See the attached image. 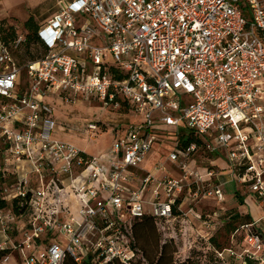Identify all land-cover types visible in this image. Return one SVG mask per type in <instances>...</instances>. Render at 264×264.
<instances>
[{"label": "built area", "instance_id": "1", "mask_svg": "<svg viewBox=\"0 0 264 264\" xmlns=\"http://www.w3.org/2000/svg\"><path fill=\"white\" fill-rule=\"evenodd\" d=\"M53 2L38 29L40 57L21 61L24 35L0 41V224L7 233L25 222L22 240L1 251H17L23 264H134L132 224L146 216L191 215L208 241L217 214L203 218L188 206L221 204L224 193L217 170L189 167L197 153L223 155L264 210V156L254 159L264 154V0ZM48 94L125 104L143 120L104 156L90 157L52 138ZM161 125L174 128L166 161L177 176L164 163L143 167ZM182 129L203 143L181 147ZM53 186L78 198L76 216L52 203ZM260 222L264 215L241 228L240 252L230 246L217 258L264 264Z\"/></svg>", "mask_w": 264, "mask_h": 264}, {"label": "rangeland", "instance_id": "2", "mask_svg": "<svg viewBox=\"0 0 264 264\" xmlns=\"http://www.w3.org/2000/svg\"><path fill=\"white\" fill-rule=\"evenodd\" d=\"M54 11L55 5L52 0H0V28L3 30L12 28L16 34L25 35L27 31L24 29L23 24L29 17H32L37 25H40ZM36 47L32 46L30 48L29 55L26 48L23 47L21 61L30 60L31 56L34 58L40 57L42 50L39 46ZM70 99V101H65L60 96L53 94H48L44 98L45 103L52 109V117L56 124L52 132V138L69 143L90 157L104 156L114 142L125 136L126 130L131 125L138 124L143 120L141 114L130 111L123 104L116 108L82 96H70ZM90 124L97 127V133L94 135L87 131ZM159 127L163 132L158 133L159 141L154 145L151 154L156 157V162L164 163L169 170L171 166L166 160L169 153L174 149V128L163 125ZM195 156L196 159L201 161L190 162L189 167L196 170L200 175L205 174L207 167L216 168L218 171L229 170L228 163L223 155L206 159L204 158L207 156L205 154L197 153ZM262 156L264 154L258 153L254 159L256 160ZM223 193V203L221 204H217L215 201H201L194 206H188V208L193 207L195 212L204 216H214V213L219 212L218 210H225L219 220L223 226L219 229L212 243L217 248H228L232 246L233 242H236L237 247L234 246V250L240 252V247H242L241 236H235L234 239H231L227 223L231 222L229 224H232L233 228H237L238 223H232L235 210L239 208L242 213H248V209L251 208V213L258 215V205L255 203L254 195L248 190V187L238 185L236 180L228 182L223 187ZM239 196L243 197L245 204H241L238 199ZM51 200L52 203L61 200V203L66 205L75 216L80 208L78 198L72 195L68 188H62V192L57 193L56 188L53 186ZM229 217L231 218L229 219ZM24 223L22 222V224ZM197 229L198 224L196 222H190L185 218L178 222H165L160 230L154 226L155 232L149 234L150 239L135 240L136 238H134L136 248L140 252L139 259L134 264H149L148 259L155 261L164 245L174 248L173 262L175 264L186 261L189 256H199L196 261L197 264H242V261L233 258H231V261L217 262L213 260L212 256L208 255L203 258L201 253L191 251L193 246L204 250V244H200L197 239ZM258 229L260 231L261 229L264 230V222L258 224ZM142 251L145 252L146 257H143ZM10 252L13 251L10 250Z\"/></svg>", "mask_w": 264, "mask_h": 264}, {"label": "trees", "instance_id": "3", "mask_svg": "<svg viewBox=\"0 0 264 264\" xmlns=\"http://www.w3.org/2000/svg\"><path fill=\"white\" fill-rule=\"evenodd\" d=\"M40 25H37L34 22L32 17H29L23 24L24 29L27 31V33L24 35L26 37V40H27L24 47L28 51V53H27L28 55L30 53L29 50L32 46L33 47H36V46L40 47V45L38 44L39 41H38V35H37ZM18 36H19V34H16L12 28H9L8 30H3L2 28H0V41L5 45L12 43L14 40L17 39ZM41 50H42V52H44L43 49H41ZM34 59L35 58L33 56L30 57V60H34ZM123 105H125V104H123ZM178 137H179L178 140L180 142L181 147H187L192 143H196V144H202L203 143V141L200 138L194 136L193 134L188 133L186 130H183V129L180 131V134ZM179 203H180V200H178L176 202L175 206L173 207V215L176 217V219L181 217V213L177 211V207H178ZM4 206H5L4 204H1L0 208H3ZM13 211L16 214H19V212L17 210L15 211V209H13ZM218 211L219 212L216 213L218 222L216 223L215 230L213 231L212 236L209 238V240L204 241L200 238H197L199 240L200 244L201 243L204 244L203 245L204 250L198 249L197 246H193L194 248L191 247L192 250L191 249L190 250L191 251L194 250V251H197L198 253H201L202 254L201 257H203V258H206L209 255V256H212L213 260H215L217 262H219V261L221 262V260L219 258H217L216 252L222 251L224 248H217L212 243L213 239L216 237L219 229H221L223 226L219 220H220L221 214L225 213V210H218ZM202 217L204 218L205 216L202 215ZM231 217H229V219ZM234 222L238 223L239 226L237 228H233L231 226L232 224H229L231 222L227 223V228L231 233V237L233 236V239L235 238V236H237V237L241 236V234H239V232H241V228L243 226L254 223V221L252 220V218L249 214H241L238 212V210H235V212H234L232 223H234ZM164 224H165V220H157L155 218L148 217V216H146L140 220L134 221L132 224V232H133L134 238H136L135 240L144 239V238L150 239L149 234H154V232H155L154 226H156V228L160 230V227H162ZM151 231H152V233H151ZM236 245H237L236 242L232 243L233 248ZM135 247H136V245H135ZM240 249H241V247H240ZM141 253H142L143 257H146L144 251H142ZM9 254H10V250L0 251V262L5 257H7ZM173 254H174V248H172V246L164 245V246H162L161 252L159 253V256L156 257L155 261L148 259V263L149 264H175L173 262ZM197 258H199V256H197V257L189 256L186 261L181 262V263H177V264H197L196 263ZM247 262L249 264H253L250 261H247ZM67 264H74V263L72 261L68 260ZM85 264H89V262H85Z\"/></svg>", "mask_w": 264, "mask_h": 264}, {"label": "crops", "instance_id": "4", "mask_svg": "<svg viewBox=\"0 0 264 264\" xmlns=\"http://www.w3.org/2000/svg\"><path fill=\"white\" fill-rule=\"evenodd\" d=\"M52 3H54L53 0H52ZM195 161H201V160L195 159ZM155 163H157L156 162V157L150 153L146 157V160L144 162L143 167L145 169H149ZM170 166H171V168L169 169V171L174 176H177L178 175V172H177L175 166L173 164H171V163H170ZM207 169H215V170H217L216 171L217 172V179H218L219 183L221 184L222 190H223V187L228 182H230V181L234 182L235 181L234 177L232 176V174H231V172L229 170H226V171H218V169L213 168V167H207ZM238 199L241 201V204H245V200L243 199V197L239 196ZM255 203L258 205V212H259L258 215L252 214L251 213V208L248 209V213H242L239 208H238V212L241 213V214H249L251 216L252 220H254V222L255 221H258L262 217V215H264V210H262V208L260 207V205L258 204V202L256 201V199H255ZM188 218H189V220L191 222H196L198 224L197 232H200V231L203 232V231H205L204 228L201 227L200 224L197 221H195L191 215H189ZM22 227H23L22 226V223L17 220L16 221V224L13 225L12 230L9 231V232H7V233H5L4 230H3V228H2V226H1V224H0V251H1V247L6 242H8V241L9 242H16V241L17 242H20L22 240ZM260 232L262 234V237H264V230L261 229ZM0 264H23V263H22V259H21L20 254L17 251H13V252H10V254L7 257H5L0 262Z\"/></svg>", "mask_w": 264, "mask_h": 264}]
</instances>
